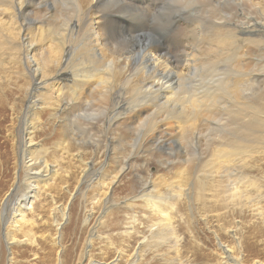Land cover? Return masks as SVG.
I'll list each match as a JSON object with an SVG mask.
<instances>
[{"label":"bare ground","instance_id":"6f19581e","mask_svg":"<svg viewBox=\"0 0 264 264\" xmlns=\"http://www.w3.org/2000/svg\"><path fill=\"white\" fill-rule=\"evenodd\" d=\"M157 17H167L166 32H156ZM9 50L21 55L32 81L17 134L25 194L16 216L31 210L41 184L60 171L33 139L43 134L36 130L42 114L64 125L60 151L69 152L79 121L101 117L100 124L130 134L132 147L138 139L160 150L171 143L184 157L167 153L166 162L187 166L202 185L206 168L244 167L254 144L264 145L257 131L264 90L251 93L255 82L264 84V0H0V55ZM5 95L0 84V138ZM203 139L214 161L205 160ZM151 190L143 195L160 198Z\"/></svg>","mask_w":264,"mask_h":264},{"label":"rangeland","instance_id":"374dc122","mask_svg":"<svg viewBox=\"0 0 264 264\" xmlns=\"http://www.w3.org/2000/svg\"><path fill=\"white\" fill-rule=\"evenodd\" d=\"M167 25V17H157L156 32H166ZM14 32L19 36L20 26ZM6 51L0 55L9 109L0 138V264H264L262 143L254 144L244 167L206 168L202 185L187 166L166 162L167 153H175L178 162L184 157L171 143L160 150L138 139L139 146L132 147L130 134L100 124L101 117L93 116L87 126L79 121L66 144L69 152L60 151L55 145L64 125L42 114L36 130L43 134L33 139L47 147L42 154L60 171L51 184H41L31 210L16 216L25 194L17 134L32 81L21 55ZM254 84L258 89L253 85L251 93L257 96L264 84ZM257 131L264 141V127L257 125ZM204 139V158L214 161ZM154 181H160L154 189L147 186ZM149 190L160 198L143 195Z\"/></svg>","mask_w":264,"mask_h":264}]
</instances>
